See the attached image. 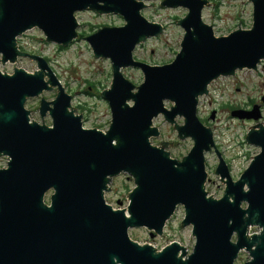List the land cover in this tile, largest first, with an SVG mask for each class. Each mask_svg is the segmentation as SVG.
I'll use <instances>...</instances> for the list:
<instances>
[{
    "label": "water",
    "instance_id": "1",
    "mask_svg": "<svg viewBox=\"0 0 264 264\" xmlns=\"http://www.w3.org/2000/svg\"><path fill=\"white\" fill-rule=\"evenodd\" d=\"M144 1L151 0H0L2 64L29 58L39 68L35 73L16 69L12 75L0 70V156L9 159L0 169V264H235L242 251L250 254L248 264H264V126L249 131L247 144L261 152L235 181L212 129L198 116L200 99L214 81L244 69L256 73L264 61V0H249L251 29L236 25L224 37L204 22L209 0H164V9L187 10L185 18L173 22L184 29L181 50L165 65L134 57L137 46L164 29L143 16L149 6ZM86 10L126 21L86 37L96 58L112 62L111 87L101 94L112 112L106 132L84 128L83 117L70 110L72 96L46 59L18 48L19 38L34 28L46 42L68 47L78 39L76 13ZM126 67L143 72L140 86L124 76ZM55 87L56 100L42 98L39 111L42 119L50 113L52 127L31 121L27 100ZM166 102L173 104L170 109ZM261 106L236 109L231 116L258 122ZM160 115L176 127L180 140L193 141L182 161L166 151L169 142L162 148L151 142L161 135L154 126ZM178 118L184 125H177ZM211 151L218 159L215 175L226 184L218 200L205 189V154ZM121 173L136 185L127 210L113 209L104 198L110 179ZM181 206L183 226H192L196 239L192 254L178 242L156 251L131 239L133 228H146L151 237L164 235ZM252 228L259 233L250 234Z\"/></svg>",
    "mask_w": 264,
    "mask_h": 264
},
{
    "label": "rangeland",
    "instance_id": "2",
    "mask_svg": "<svg viewBox=\"0 0 264 264\" xmlns=\"http://www.w3.org/2000/svg\"><path fill=\"white\" fill-rule=\"evenodd\" d=\"M163 1H144L146 6H149L142 11L143 16L164 28L158 37L148 38L134 51L136 60L150 65H165L173 62L181 50L180 44L184 38V29L173 22L185 18L187 10L164 9L160 6ZM76 17L80 24L78 39L63 50L54 43L46 42L43 32L38 28L20 37L18 44L22 52L46 59L65 91L72 96L70 110L83 116L84 128H96L106 132L111 125L112 112L101 94L111 87L112 62L110 59L96 58L86 37L103 27L125 26L126 21L119 15H101L92 10L80 11L76 13ZM203 19L206 24L213 27L217 37L228 36L236 31V25L249 30L253 24V4L249 0H210V4L204 9ZM16 69H23L29 73L39 71L37 62L32 59L20 58L16 63L2 64L0 57V70L3 73L12 75ZM121 71L137 87L144 82L143 72L138 68L126 67ZM45 80L48 82L47 77ZM209 87L211 95L201 97L198 116L206 120L208 127L212 129L216 145L224 158L231 163V175L236 181L248 168L252 159L261 152L260 147H250L246 142V137L254 126L259 124L264 126V105L261 102L264 96V61L260 63L256 73L248 69L240 70L232 78L220 77ZM134 91L137 92V89ZM57 95L58 89L55 87L51 92H45L40 97L28 99L26 108L31 111V121L52 127L50 113L48 112L47 116L42 119L39 111L42 98L54 101ZM251 101L262 105V119L256 122L231 116L232 111L236 109L251 110L253 106L248 107ZM172 105L166 102L168 109ZM214 110L217 111V115L215 114V119L212 120L211 114ZM176 123L182 126L184 119L178 118ZM154 126L158 127L161 135L151 139L152 144L159 148H162V142L173 144L170 148H165L166 151L173 159L182 161L193 148L192 139L180 140L176 127L166 122L163 115L154 120ZM205 155L208 172L205 189L209 197L218 200L224 196L226 184H222L223 181L221 183L220 175H215L218 167L217 156L213 151L206 152ZM8 161V157L0 156V169L7 168ZM135 187L133 177L128 174L121 173L114 176L110 179V190L105 194V202L115 210H127L130 202L129 194ZM53 193L54 191H50L46 194L47 204H50ZM184 218L185 210L181 206L164 227V235H156L154 240L150 239V231L146 228L130 229L129 234L133 241L141 245L154 246L156 251H161L173 242H178L186 247L187 254L190 255L196 239L192 233L193 227L183 226ZM255 230L256 228H252L251 234ZM233 240L235 241L236 238ZM251 260L250 254L242 251L235 262L248 264Z\"/></svg>",
    "mask_w": 264,
    "mask_h": 264
},
{
    "label": "flooded vegetation",
    "instance_id": "3",
    "mask_svg": "<svg viewBox=\"0 0 264 264\" xmlns=\"http://www.w3.org/2000/svg\"><path fill=\"white\" fill-rule=\"evenodd\" d=\"M114 27H117V26H114ZM59 48L61 49V50H63L64 48L63 47H61V46H59ZM256 104V102L255 101H251L250 102V105L248 106L249 108L250 107H252V106H254ZM215 111V110H214ZM215 114L217 115V111H215ZM82 116V115H81ZM83 117V116H82ZM201 119V121L203 122V124H205L206 126H208V123H207V121L206 120H204V119H202V118H200ZM83 120V119H82ZM46 125H48V124H46ZM49 126V125H48ZM90 129H92V128H90ZM93 129H96V128H93ZM98 130V129H97ZM100 131V130H99ZM171 146H173V144H171V143H169L168 144V147L170 148ZM218 148V147H217ZM218 150H219V148H218ZM220 151V150H219ZM221 152V151H220ZM223 156V155H222ZM224 157V156H223ZM225 159V158H224ZM226 160V159H225ZM226 163H227V165L229 166V168H230V173H231V163L229 162V161H227L226 160ZM217 170V169H216ZM108 192V191H107ZM106 194V193H105ZM104 198H105V196H104ZM106 200V199H105ZM46 202H47V200H46ZM47 204V203H46ZM108 205H110L109 203H107ZM118 204H120V202H118ZM47 205H50V204H47ZM111 206V205H110ZM156 238V236H154V237H151V232H150V239H152V240H154ZM241 256V255H240ZM238 258H239V256H238ZM235 264H237L236 262H235ZM244 264H247V263H244Z\"/></svg>",
    "mask_w": 264,
    "mask_h": 264
},
{
    "label": "built area",
    "instance_id": "4",
    "mask_svg": "<svg viewBox=\"0 0 264 264\" xmlns=\"http://www.w3.org/2000/svg\"><path fill=\"white\" fill-rule=\"evenodd\" d=\"M252 230V229H251ZM257 230V231H256ZM256 230H255V232H253V234H255V233H259V230L256 228ZM250 234H251V232H250Z\"/></svg>",
    "mask_w": 264,
    "mask_h": 264
}]
</instances>
